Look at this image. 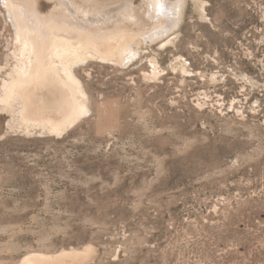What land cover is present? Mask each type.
Masks as SVG:
<instances>
[{
    "label": "rangeland",
    "instance_id": "rangeland-1",
    "mask_svg": "<svg viewBox=\"0 0 264 264\" xmlns=\"http://www.w3.org/2000/svg\"><path fill=\"white\" fill-rule=\"evenodd\" d=\"M12 34L0 0L1 73ZM167 35L78 67L90 110L61 133L0 135V264H264V0H185Z\"/></svg>",
    "mask_w": 264,
    "mask_h": 264
},
{
    "label": "bare ground",
    "instance_id": "bare-ground-1",
    "mask_svg": "<svg viewBox=\"0 0 264 264\" xmlns=\"http://www.w3.org/2000/svg\"><path fill=\"white\" fill-rule=\"evenodd\" d=\"M13 49L0 72V135L36 129L59 134L89 112L77 68L92 60L126 64L142 43L172 41L185 0H3ZM142 46V45H141ZM153 73L156 65L150 59ZM159 71V70H158ZM157 72V71H156ZM155 72V73H156ZM96 254L85 244L45 253L22 264H83Z\"/></svg>",
    "mask_w": 264,
    "mask_h": 264
}]
</instances>
